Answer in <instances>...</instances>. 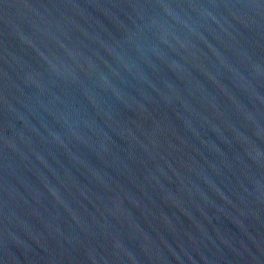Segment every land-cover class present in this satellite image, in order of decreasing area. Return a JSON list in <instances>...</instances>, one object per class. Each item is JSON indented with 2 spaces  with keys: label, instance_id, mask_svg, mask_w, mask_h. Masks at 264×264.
I'll return each mask as SVG.
<instances>
[{
  "label": "water",
  "instance_id": "obj_1",
  "mask_svg": "<svg viewBox=\"0 0 264 264\" xmlns=\"http://www.w3.org/2000/svg\"><path fill=\"white\" fill-rule=\"evenodd\" d=\"M0 264H264V0H0Z\"/></svg>",
  "mask_w": 264,
  "mask_h": 264
}]
</instances>
